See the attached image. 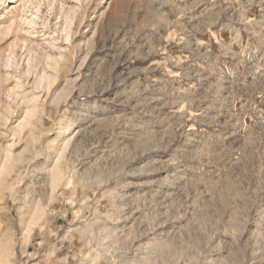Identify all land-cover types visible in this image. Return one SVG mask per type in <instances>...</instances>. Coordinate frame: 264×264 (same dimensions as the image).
Here are the masks:
<instances>
[{
	"label": "rangeland",
	"instance_id": "374dc122",
	"mask_svg": "<svg viewBox=\"0 0 264 264\" xmlns=\"http://www.w3.org/2000/svg\"><path fill=\"white\" fill-rule=\"evenodd\" d=\"M0 264H264V0H0Z\"/></svg>",
	"mask_w": 264,
	"mask_h": 264
},
{
	"label": "bare ground",
	"instance_id": "6f19581e",
	"mask_svg": "<svg viewBox=\"0 0 264 264\" xmlns=\"http://www.w3.org/2000/svg\"><path fill=\"white\" fill-rule=\"evenodd\" d=\"M58 155H60V154H58ZM61 157V156H60ZM54 181H55V179H54ZM36 209V208H35ZM37 210H41V208H40V206H39V204L37 205ZM37 210H35V212H37V214L39 213Z\"/></svg>",
	"mask_w": 264,
	"mask_h": 264
}]
</instances>
